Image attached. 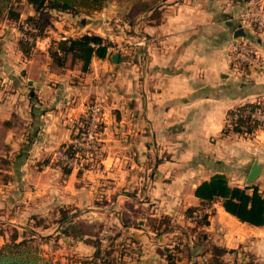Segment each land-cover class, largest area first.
I'll use <instances>...</instances> for the list:
<instances>
[{
  "label": "crops",
  "instance_id": "crops-1",
  "mask_svg": "<svg viewBox=\"0 0 264 264\" xmlns=\"http://www.w3.org/2000/svg\"><path fill=\"white\" fill-rule=\"evenodd\" d=\"M145 1L153 6L137 18L146 19L137 45L146 54V70L136 68L133 76H125L123 65L108 74V57L95 56L86 72L80 63L58 68L51 60L52 40L93 33L104 37L99 19L105 12H54L53 27L29 58L18 44V24L1 25L0 245L11 240L13 231L22 240L28 227L65 242L49 253L65 264L63 255L78 252L69 243L91 237L63 233L82 217L100 222L107 231L116 229L121 248L114 264H192L185 250H177V260L167 259L168 249L180 242V231L167 228L165 219L180 220L187 207L201 205L195 190L217 173L226 174L231 186L242 187L219 167V157L235 151L244 166L258 156L248 150L243 135L234 140L216 136L229 111L254 101L244 78L263 79L253 73L237 75L227 50L237 15L264 0ZM26 10L22 20L34 13L30 4ZM258 44L264 51V34ZM95 101L102 106L104 155L95 169L78 175L75 168L67 174L56 164V152L72 141L76 125ZM161 152L174 155L158 162ZM256 163L247 164L250 171ZM258 187L264 193V184ZM213 204L211 229L220 226L242 235L238 221L257 243L264 241V226L242 223L221 202ZM78 210L81 215L74 213ZM200 214L187 218L189 224L197 226L192 218ZM44 219L53 220L52 225H44ZM86 244L91 251L92 244Z\"/></svg>",
  "mask_w": 264,
  "mask_h": 264
},
{
  "label": "rangeland",
  "instance_id": "rangeland-1",
  "mask_svg": "<svg viewBox=\"0 0 264 264\" xmlns=\"http://www.w3.org/2000/svg\"><path fill=\"white\" fill-rule=\"evenodd\" d=\"M137 2V0H111L106 6V9L93 13L100 14L101 11L105 12V14L101 16V19H99V22H101L103 30L106 32L104 38L111 43L107 58L108 74L117 71V69H122L120 65L124 66L123 71L125 72V76H133V71H136V68L141 67L140 69H137L140 71L146 70V54L143 53V50H139L137 45L138 34L141 32V25L146 22V19H143L144 21H138V17L142 16V12L141 8L137 6ZM26 11V4L22 5V12L26 14ZM96 21L98 22V19ZM138 22L140 24H138ZM6 23L9 22L4 21L2 25H5ZM115 53L120 54V60L118 63H114L112 60V56ZM233 71L239 76H247L245 73L240 74L235 70ZM250 73L252 74V72ZM253 74H256L255 77L261 76L263 79L257 80L254 77L249 76L246 79L244 78L243 84L247 93L254 97V101L252 102L258 103V109L264 113V71ZM261 125L263 126H261L254 134L243 135V138L249 142L248 150L255 151L256 155L254 156H258L259 158H257V160L253 159L252 162L257 161L261 168L260 173L252 182L248 183L247 181V175L251 167V165L247 164H251L252 162L242 166L238 162L239 155L235 153V151L234 153L229 154V156H220L218 159L219 167L223 168V170L230 175L231 179L233 178V183L242 187H245V184H253L257 186L264 184V147H261L260 144L264 143V132L261 131L264 130V123H261ZM225 128L226 127H224V129ZM224 129L216 136L217 139L234 140L236 138H242V135L228 133L225 132ZM100 136L102 138V134ZM161 154L162 156L159 157L160 160L165 158L170 159L171 154L174 155L173 153L170 154V152H161ZM84 156L90 159L92 154H84ZM93 161V159L90 160V162ZM97 166L96 163L93 164L94 169ZM214 205L215 204H208V202H205L197 207L199 209L198 211H201V214L196 218H192L193 222H197V226L189 224L190 220L187 219L195 215L193 214L190 216L186 212H184L185 215L180 218V220L174 219L170 221L168 218L165 219L167 228L180 231L179 235H177L180 242H176L177 244L174 245L173 251H171L172 249L170 248L168 249L167 259L169 261L177 260V250L179 251L180 249V251L185 250L186 255L190 257L192 264H264V241H262V243H257L255 238L252 237L254 234H252L250 230L240 222L235 221V224L238 227H243L245 230L242 232V235L236 234V231L234 230L230 231L222 229L220 226L211 229L212 222L210 218L216 214V208ZM188 208L195 207L189 206L187 209ZM74 213L77 215L82 214L80 210L75 211ZM205 214L208 215V220L205 218ZM60 216L62 215H59L57 218ZM55 218L56 217H52L51 219L54 220ZM53 220L49 219L47 221L44 219L42 223L48 225L51 224ZM75 226L78 233H84L91 237H88L83 241L74 239L73 243H69V245L75 246L77 248L75 250H78V252H73V255H63L65 257V260L63 261L65 264H80V261L83 260H87L84 263L88 264H114L116 259L115 254L119 250L118 248H121V245L118 246V243L115 241L116 229L110 228L109 230L111 231H107L108 229L105 230L104 226H102L101 229L99 228L101 227L100 222L96 220L89 221L82 217L76 219ZM53 230L54 229L51 228L49 232H53ZM22 232L23 237L25 235L30 238L33 235H36V237H33L32 239L33 243L40 246L46 257L55 262L61 263L60 260L54 258L56 257L55 255L52 257L49 253H53L60 249L59 246H64L65 242H58L54 235L48 236L45 233H43V235L40 233L41 235H39L28 227L25 230H22ZM15 233V231L12 232V234ZM96 239L101 241L99 250L92 243ZM190 239L192 247L189 248L188 242H190ZM86 243H90V245L92 244V248L89 247L91 248V251L86 250V245H88ZM45 251L48 252L49 256L45 254ZM95 255H97V259L100 258L101 261L96 260L93 262L92 259H90ZM121 264L123 263L121 262Z\"/></svg>",
  "mask_w": 264,
  "mask_h": 264
},
{
  "label": "trees",
  "instance_id": "trees-1",
  "mask_svg": "<svg viewBox=\"0 0 264 264\" xmlns=\"http://www.w3.org/2000/svg\"><path fill=\"white\" fill-rule=\"evenodd\" d=\"M111 0H0V28L4 21L18 24L19 30L25 35L31 36V40L21 36L18 44L24 55L29 58L36 47L39 39L46 37L53 27L55 19L54 12H68L74 15L93 14L104 9ZM137 6L141 12L152 7L145 0H137ZM30 4L34 13L26 19L21 18L22 5ZM25 24L32 30L25 29ZM111 43L104 37L97 34H82L76 37H62L58 40H52L49 47V54L52 62L58 68L74 67L81 64L84 72L89 71L92 59L96 56L101 59L107 58ZM258 103H245L231 111L227 117L231 118V127L224 129L228 133L240 135H252L261 126V122L245 115L246 110H255ZM88 111L82 117L74 129L72 141L79 138L86 130L88 124ZM103 125L100 128L102 131ZM63 144L59 151H65L74 156L80 150L77 149L73 142ZM91 158L95 161L85 158L84 170L93 168V164L99 162L104 152H91ZM161 160H158L160 162ZM56 164L61 166L65 173H70L74 169L62 160H57ZM84 170H78V175H82ZM195 194L203 203L213 204L221 202L225 210L235 216L242 223L255 226H264V194L257 185L250 184L245 187L231 186L226 174L217 173L209 180L203 181L195 190ZM197 207L188 208L186 213L190 216L198 211ZM205 218L208 220V215ZM199 223V222H198ZM200 225V223H199ZM102 229V226L99 227ZM76 226L71 225L63 229V233L74 238L85 236L84 233H78ZM91 235V234H90ZM97 235V234H96ZM18 235L15 233L9 242L0 246V264H62L55 262L43 254L40 246L33 243V237L28 238L24 235L22 240H17ZM97 249H100L101 241L92 242ZM97 255L90 258L92 261L97 260ZM87 260L80 261V264ZM90 264V263H89Z\"/></svg>",
  "mask_w": 264,
  "mask_h": 264
},
{
  "label": "built area",
  "instance_id": "built-area-1",
  "mask_svg": "<svg viewBox=\"0 0 264 264\" xmlns=\"http://www.w3.org/2000/svg\"><path fill=\"white\" fill-rule=\"evenodd\" d=\"M237 29L242 28L247 33L246 36L234 37L227 50V58L231 68L237 73H259L264 71V51L258 44V38L264 34V3L253 2L245 7L236 17ZM25 29H33L27 24ZM21 36L31 40V36L21 32ZM145 40L147 38L145 37ZM88 124L85 132L72 142L78 150L74 156H70L65 151H57L56 159L64 161L65 164L74 169L84 170L85 156L93 151L103 149L100 128L103 125V112L101 103L93 102L88 106ZM252 119L264 123V113L258 108L246 110L244 113ZM225 127H231V118L227 117ZM101 261L100 258L97 259Z\"/></svg>",
  "mask_w": 264,
  "mask_h": 264
},
{
  "label": "water",
  "instance_id": "water-1",
  "mask_svg": "<svg viewBox=\"0 0 264 264\" xmlns=\"http://www.w3.org/2000/svg\"><path fill=\"white\" fill-rule=\"evenodd\" d=\"M246 35H247V33L242 28H238L235 32V37L246 36ZM112 60L114 63H118L120 60V54L115 53L112 56ZM260 170H261V168L257 163L252 166L251 171H250L249 176H248V182L249 183L252 182L255 179V177H257V175L260 173Z\"/></svg>",
  "mask_w": 264,
  "mask_h": 264
}]
</instances>
